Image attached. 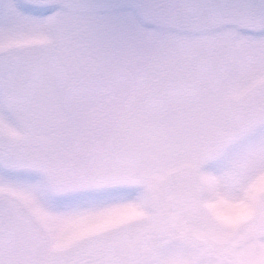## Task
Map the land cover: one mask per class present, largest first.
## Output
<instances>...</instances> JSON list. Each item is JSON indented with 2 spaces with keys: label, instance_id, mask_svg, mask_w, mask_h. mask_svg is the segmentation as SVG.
I'll return each mask as SVG.
<instances>
[{
  "label": "snow or ice",
  "instance_id": "obj_1",
  "mask_svg": "<svg viewBox=\"0 0 264 264\" xmlns=\"http://www.w3.org/2000/svg\"><path fill=\"white\" fill-rule=\"evenodd\" d=\"M0 264H264V0H0Z\"/></svg>",
  "mask_w": 264,
  "mask_h": 264
}]
</instances>
